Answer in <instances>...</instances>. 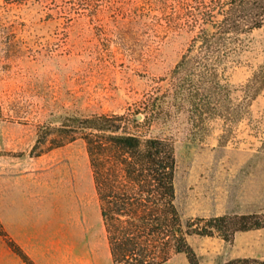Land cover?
Instances as JSON below:
<instances>
[{
  "label": "rangeland",
  "instance_id": "obj_1",
  "mask_svg": "<svg viewBox=\"0 0 264 264\" xmlns=\"http://www.w3.org/2000/svg\"><path fill=\"white\" fill-rule=\"evenodd\" d=\"M199 1L0 0V218L19 227L25 208L46 240L57 230L61 263L113 261L84 141L35 156L40 126L104 113L143 122L145 103L172 86L196 33L190 18ZM263 65L264 25L228 63L226 80L239 88ZM263 113L264 92L231 125L219 118L197 124L170 105L150 126L137 124L174 143L185 221L264 212V150L254 129ZM189 242L201 264L264 259V229L233 243L198 235ZM165 264L190 263L178 254Z\"/></svg>",
  "mask_w": 264,
  "mask_h": 264
},
{
  "label": "trees",
  "instance_id": "obj_2",
  "mask_svg": "<svg viewBox=\"0 0 264 264\" xmlns=\"http://www.w3.org/2000/svg\"><path fill=\"white\" fill-rule=\"evenodd\" d=\"M190 23L196 33L173 70L172 86L145 103L143 122L116 113L65 116L59 125H43L38 131L35 156L84 141L113 264H165L178 254H185L190 264H201L191 236H218L233 243L239 232L264 229V212L185 221L177 205L173 141L137 129L138 123L150 126L166 105L187 109L197 124L219 118L231 125L249 115L264 92V65L236 89L225 75L247 36L264 25V0H201ZM256 123L264 150V113ZM0 235L26 264H36L1 219ZM226 264H264V259L235 258Z\"/></svg>",
  "mask_w": 264,
  "mask_h": 264
},
{
  "label": "crops",
  "instance_id": "obj_3",
  "mask_svg": "<svg viewBox=\"0 0 264 264\" xmlns=\"http://www.w3.org/2000/svg\"><path fill=\"white\" fill-rule=\"evenodd\" d=\"M23 217L24 224L19 227L7 225L2 220L8 233L24 249L36 264H65L59 259L58 232H55V240H46V231H42L38 225L30 224V218L25 208L19 209ZM224 215V214H219ZM253 231L240 232L238 234L248 235ZM236 235V237H237ZM235 237V239H236ZM237 243V240H236ZM237 258L251 257L249 254L237 255ZM0 264H26L5 242L0 235ZM92 264V263H91Z\"/></svg>",
  "mask_w": 264,
  "mask_h": 264
}]
</instances>
